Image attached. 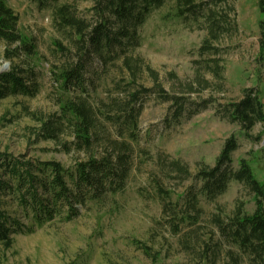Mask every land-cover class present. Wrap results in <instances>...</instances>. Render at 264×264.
<instances>
[{
  "label": "rangeland",
  "instance_id": "1",
  "mask_svg": "<svg viewBox=\"0 0 264 264\" xmlns=\"http://www.w3.org/2000/svg\"><path fill=\"white\" fill-rule=\"evenodd\" d=\"M64 1L89 17L92 0H55L54 4L48 0L43 5L38 0H7L19 13V31L25 40L34 42L35 53L9 59L4 53L8 45L0 40V71L14 64H31L38 71L39 88L33 96L17 94L0 100V151L30 160L55 159L68 166L86 158L88 151L76 145L66 119L54 138L43 137L44 121L50 126V121L59 117L60 100L66 96L53 74L64 60L58 43L71 46L69 32L60 27L53 14L55 5ZM173 3L152 8L139 27V44L133 54L157 71L158 80L171 93H183L182 83L195 77L209 80L201 92L185 95L195 102L202 98L213 102L190 116L184 112L176 120L170 101H163L153 91L144 96L133 142V163L123 189L88 202L72 219L57 214L40 225L32 224V231L14 233L10 247L0 243V264H228L226 243L212 261V256L209 260L200 257L205 243L219 240L217 229L210 227L211 214L231 213L241 202L244 210L251 212L253 193L236 180L216 198L201 193L200 226L175 229L169 222L170 212H164L156 198L155 184L159 181L171 201L181 204L180 195L201 186L202 182L193 177L197 167L212 165L230 136L238 143L231 152L232 164L237 166L241 158L246 159L257 179L264 182V122L256 123L246 136L238 123L228 121L216 108L239 98L246 88L257 91L264 103V71L257 60L258 20L262 15L258 0L220 2L211 7L221 28L211 30L205 8L176 17ZM217 63L219 70L214 73ZM141 65L134 85L151 86L152 77ZM121 66L120 60L107 63L100 82L96 81L100 85L92 101L97 96L120 93L117 82L130 77ZM175 159L186 164L192 176L181 179L169 164ZM18 215L25 225L33 222L31 217Z\"/></svg>",
  "mask_w": 264,
  "mask_h": 264
},
{
  "label": "trees",
  "instance_id": "2",
  "mask_svg": "<svg viewBox=\"0 0 264 264\" xmlns=\"http://www.w3.org/2000/svg\"><path fill=\"white\" fill-rule=\"evenodd\" d=\"M38 1L42 5L48 3V0ZM167 1L174 2L172 14L176 17L196 14L205 8L204 11H209V28H221L211 5L227 0H92L88 18L79 14L72 3L64 1L55 5L54 17L69 32L71 46L58 43L64 60L53 74L66 96L60 100L59 117L53 118L50 126L44 121L43 137L54 138L61 121L66 119L76 145L88 151V156L66 166L55 159L30 160L0 151V243L4 247L11 246L14 233L32 231V224L40 225L57 214H64L65 220L72 219L88 202L99 201L123 189L133 163V142L143 98L151 91L163 101H170L172 118L176 120L184 112L190 116L213 102L209 98L195 102L185 95L201 92L209 86V80L195 77L182 83L183 93H171L158 80L157 71L133 54L139 44V27L146 16L152 8ZM258 9L262 17L258 20L257 60L264 71V0H258ZM19 20V13L7 0H0V40L8 45L4 53L9 59L22 54L28 58L35 53L34 42L25 40L19 31ZM112 60H120L130 77L117 82L120 93H108L106 98L97 96L92 101L100 85L96 81L100 82L104 67ZM142 63L152 77L151 86L134 85L136 71ZM218 70L217 63L213 71ZM36 76L38 71L31 64H14L1 70L0 100L17 94L35 95L39 88ZM216 108L228 121L238 123L246 136L256 123L264 122V103L252 88L243 89L239 98ZM237 147L236 139L230 136L212 165L202 163L197 167L193 177L202 182L201 186L189 188L180 195L181 204L171 201L159 181L155 184L156 198L160 199L162 210L170 212L172 227H199L203 211L199 205L201 193L213 199L225 191L231 180L242 183L253 193V210L246 212L241 202L231 213H212L210 227L217 229L219 240L205 243L206 249L200 257L209 260L212 256V261L218 248L226 243L228 264H264V182L257 179L246 159L241 158L237 166L232 164L231 152ZM169 164L181 179L192 176L179 159ZM19 212L25 218L31 217L33 222L25 225Z\"/></svg>",
  "mask_w": 264,
  "mask_h": 264
}]
</instances>
